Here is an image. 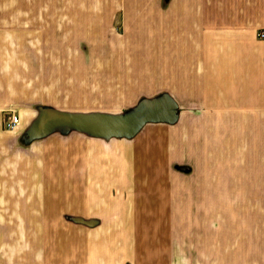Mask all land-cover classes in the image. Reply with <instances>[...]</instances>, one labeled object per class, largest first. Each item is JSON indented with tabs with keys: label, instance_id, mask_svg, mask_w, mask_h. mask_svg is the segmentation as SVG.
Instances as JSON below:
<instances>
[{
	"label": "crops",
	"instance_id": "1",
	"mask_svg": "<svg viewBox=\"0 0 264 264\" xmlns=\"http://www.w3.org/2000/svg\"><path fill=\"white\" fill-rule=\"evenodd\" d=\"M257 29L264 0H0V264H264ZM87 71H143L176 119L25 136L42 105L104 111Z\"/></svg>",
	"mask_w": 264,
	"mask_h": 264
},
{
	"label": "water",
	"instance_id": "2",
	"mask_svg": "<svg viewBox=\"0 0 264 264\" xmlns=\"http://www.w3.org/2000/svg\"><path fill=\"white\" fill-rule=\"evenodd\" d=\"M176 102L166 92L140 96L135 104L121 112L67 111L42 105L24 130L28 137H40L61 127L79 129L97 136H131L145 121L173 122Z\"/></svg>",
	"mask_w": 264,
	"mask_h": 264
},
{
	"label": "rangeland",
	"instance_id": "3",
	"mask_svg": "<svg viewBox=\"0 0 264 264\" xmlns=\"http://www.w3.org/2000/svg\"><path fill=\"white\" fill-rule=\"evenodd\" d=\"M85 58L90 59V56L86 55ZM125 59L127 57H124L127 62ZM84 76V108L104 109L106 112L125 111L147 90H152L138 86L145 83L143 71L133 75L129 71H87Z\"/></svg>",
	"mask_w": 264,
	"mask_h": 264
},
{
	"label": "built area",
	"instance_id": "4",
	"mask_svg": "<svg viewBox=\"0 0 264 264\" xmlns=\"http://www.w3.org/2000/svg\"><path fill=\"white\" fill-rule=\"evenodd\" d=\"M256 35L258 37H264V29H257ZM17 121V115L15 113H10L7 121H4L6 127H12Z\"/></svg>",
	"mask_w": 264,
	"mask_h": 264
}]
</instances>
